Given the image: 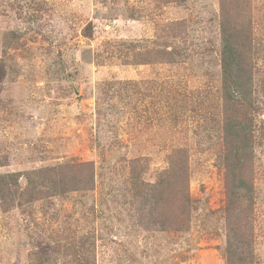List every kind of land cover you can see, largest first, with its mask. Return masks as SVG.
<instances>
[{"label": "rangeland", "instance_id": "374dc122", "mask_svg": "<svg viewBox=\"0 0 264 264\" xmlns=\"http://www.w3.org/2000/svg\"><path fill=\"white\" fill-rule=\"evenodd\" d=\"M228 26L237 104L226 103L221 72ZM229 119L244 149L233 184ZM180 166L156 207L166 221L139 225L132 196ZM7 174L35 200L0 199V264H264V0H0ZM49 180L65 193L52 195ZM237 180L249 187L234 213L242 262L225 252ZM184 190L193 208L183 212L184 196L173 197Z\"/></svg>", "mask_w": 264, "mask_h": 264}, {"label": "trees", "instance_id": "16d2710c", "mask_svg": "<svg viewBox=\"0 0 264 264\" xmlns=\"http://www.w3.org/2000/svg\"><path fill=\"white\" fill-rule=\"evenodd\" d=\"M223 35H224L223 43H222V47L220 51V63H221L222 77L224 80V90L226 94L225 101L227 104H237L238 103L237 100L240 98L239 96L242 95V90H241L242 85L241 83H239V79H238L242 70L239 68L240 55L238 54V51L235 49L234 41H233V39L235 38L236 32L235 30H233V28L228 26L227 30H223ZM225 124L227 126L225 135L229 137L230 140L228 141L229 146L226 148V153L223 157V161H224L225 168L231 171L230 175H231L232 184H233L235 181V175L237 172H239L240 167L242 165L241 158H240V155L242 153L240 152H242L243 148L241 145H239L240 142L242 143V140H240V136L237 133L238 131L242 129L239 123L234 120H230V119L226 120ZM180 170H181V166L178 168V171L180 172L181 175L179 173L174 175V172H171L172 170L171 171L169 170L166 173L162 171L161 175L158 176V178L153 184H150V185L142 184V188H144L142 191H139L137 189V192H135V195H133L131 199L136 200L140 198L141 202H143L141 204V207L139 206L142 213L141 214L138 213V216H137L139 225L141 226L144 225L146 221L147 220L149 221V219L151 218H154L155 220L154 223L156 224V226H162L164 221H166L165 217L159 218L160 215L156 214V207L157 205L159 206L162 204V200L164 199L166 195V189L169 186L173 185L171 179L174 178V179L181 180L180 178L183 173ZM163 176H166L165 177L166 180H162ZM17 178H18L17 174H7V175L0 176V199H1V202H3L4 199H9L13 201L14 206L21 207L23 204H30L31 202L35 200V198H33L32 196L27 197V198H22L21 195H18L15 193V190L13 192L12 185H15L17 183ZM27 179H28L29 185L36 187V183L34 179L32 180L28 177ZM134 180H135V177L131 178L130 190H133V188L136 189V183L134 182ZM47 183L50 185L53 191L52 195H62L63 193H65V190H63V188H58L59 186L56 183H54L52 180L51 181L49 180ZM236 183H237V186L235 187L236 191L234 190V186L229 185L228 187V191H227L228 201H227L225 209L223 210L224 215H225L224 220L227 222V230L229 229V233L231 235L229 240H227L225 252L227 255L226 258L228 260L234 262V259H235V261L242 262L243 261L242 257L246 256L245 254L246 252L244 251L246 247H244L241 244L242 234H240V230H239L240 226L237 224L238 220L234 217V213H237L240 209V206L244 205V201H246V199L244 195L245 192L243 191V189L245 188L249 192V187L243 181H240V180H237ZM164 184H166L165 185L166 188H164ZM183 184H185V181L182 182V185H181L182 188H185V185L183 187ZM185 190L177 193L176 196L173 197V202L179 203L181 202L179 201L181 197L184 196L183 202L185 206L182 207L183 212L186 209L191 210L193 208L192 207L193 203H191L188 197L186 198L185 194L183 193L185 192ZM8 191L10 192V194L5 195L4 193ZM131 193L133 194L134 191H131ZM16 196L21 197L23 200L20 198H17ZM249 201L250 199L247 200V202ZM148 206H149V209H151L149 211L147 210ZM179 214H182V213L180 212ZM175 230L177 231L176 233H178L179 229H177V227L175 228ZM79 258H81L82 263L89 262V260H87L84 254H80Z\"/></svg>", "mask_w": 264, "mask_h": 264}]
</instances>
